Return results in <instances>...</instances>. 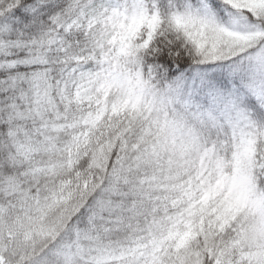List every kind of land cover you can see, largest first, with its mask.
<instances>
[{
  "label": "snow or ice",
  "instance_id": "1",
  "mask_svg": "<svg viewBox=\"0 0 264 264\" xmlns=\"http://www.w3.org/2000/svg\"><path fill=\"white\" fill-rule=\"evenodd\" d=\"M0 264H264V0H0Z\"/></svg>",
  "mask_w": 264,
  "mask_h": 264
}]
</instances>
